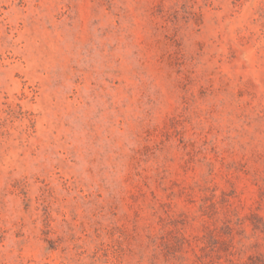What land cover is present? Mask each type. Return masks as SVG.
Here are the masks:
<instances>
[{
  "label": "rangeland",
  "instance_id": "rangeland-1",
  "mask_svg": "<svg viewBox=\"0 0 264 264\" xmlns=\"http://www.w3.org/2000/svg\"><path fill=\"white\" fill-rule=\"evenodd\" d=\"M0 264H264V0H0Z\"/></svg>",
  "mask_w": 264,
  "mask_h": 264
}]
</instances>
